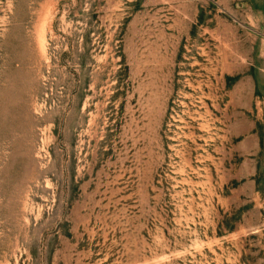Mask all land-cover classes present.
<instances>
[{
	"label": "rangeland",
	"instance_id": "rangeland-1",
	"mask_svg": "<svg viewBox=\"0 0 264 264\" xmlns=\"http://www.w3.org/2000/svg\"><path fill=\"white\" fill-rule=\"evenodd\" d=\"M0 264H264V0H0Z\"/></svg>",
	"mask_w": 264,
	"mask_h": 264
}]
</instances>
